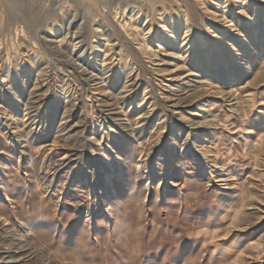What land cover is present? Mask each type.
<instances>
[{
	"label": "rangeland",
	"instance_id": "1",
	"mask_svg": "<svg viewBox=\"0 0 264 264\" xmlns=\"http://www.w3.org/2000/svg\"><path fill=\"white\" fill-rule=\"evenodd\" d=\"M0 264H264V0H0Z\"/></svg>",
	"mask_w": 264,
	"mask_h": 264
}]
</instances>
